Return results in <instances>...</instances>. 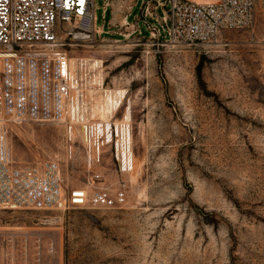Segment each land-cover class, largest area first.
<instances>
[{
  "label": "rangeland",
  "instance_id": "obj_1",
  "mask_svg": "<svg viewBox=\"0 0 264 264\" xmlns=\"http://www.w3.org/2000/svg\"><path fill=\"white\" fill-rule=\"evenodd\" d=\"M108 2L103 16L96 1L108 32L95 35L85 19L91 37L69 33L74 20L59 34L69 57L103 60L105 89L126 90L116 117L130 106L134 169L121 172L107 152L97 183L80 143L68 157L62 123L7 119L15 164L58 161L65 185L87 187L90 203L0 204L1 264H264V0L249 26L194 46L153 37L142 20L129 35L144 18L140 0Z\"/></svg>",
  "mask_w": 264,
  "mask_h": 264
},
{
  "label": "built area",
  "instance_id": "obj_2",
  "mask_svg": "<svg viewBox=\"0 0 264 264\" xmlns=\"http://www.w3.org/2000/svg\"><path fill=\"white\" fill-rule=\"evenodd\" d=\"M96 1L0 0V204L4 207L69 210L90 203L87 187L65 185L58 161L15 164L7 143V119L62 123L68 157L74 158L80 143L97 183L105 181L107 152L121 172L134 169V162H126L122 151L132 150V140L124 139L131 120L116 117L119 107L106 119L94 114L97 91L104 87V79L95 77L99 67L84 60L72 69L59 34L63 23L74 20L77 26L69 33L79 29L91 37L81 26L89 19L93 33L101 35L103 31L96 28ZM153 2L163 8L162 15L154 11ZM139 4L144 18L133 22L129 35L142 31V20L153 37L194 46L213 41L223 29L249 26L256 0H140ZM108 6L104 0L105 12ZM95 192V197H107L108 188Z\"/></svg>",
  "mask_w": 264,
  "mask_h": 264
},
{
  "label": "bare ground",
  "instance_id": "obj_3",
  "mask_svg": "<svg viewBox=\"0 0 264 264\" xmlns=\"http://www.w3.org/2000/svg\"><path fill=\"white\" fill-rule=\"evenodd\" d=\"M205 1H211V0H205ZM77 24H74L73 27H76ZM77 35H81L79 37L81 38H88V34L87 32H82V33H78ZM70 58V66L72 69L76 70L77 68L80 67V63L81 61H84L83 59H74L73 57H69ZM93 62H91V66L92 68L95 67H101L103 60L102 59H98V58H92ZM90 61V60H89ZM96 79H99V81L101 82L103 79V75H102V71L99 70L96 74H95ZM98 94L96 96V103L93 107V112L95 115L99 116L100 118H108L110 116H112V114L115 113V111L117 110L118 107H120V104L123 102V99L125 98V93L126 90L125 89H121V88H115V89H105L103 88H99V90L97 91ZM100 94H103V102L101 103L100 100ZM121 102V103H120ZM125 109V108H124ZM125 118L127 120L130 119L131 117V108L128 105V107L125 109L124 115ZM131 136H132V132L130 127L128 129H126L125 132V136L124 139L125 141L127 139L130 140L131 143ZM8 143V142H7ZM10 148V146H9ZM11 151V149H10ZM122 151H124L123 153L125 154V161L128 162L130 159H132V150H130L129 152L123 148ZM133 161V159H132ZM94 196H96V192L93 193Z\"/></svg>",
  "mask_w": 264,
  "mask_h": 264
},
{
  "label": "crops",
  "instance_id": "obj_4",
  "mask_svg": "<svg viewBox=\"0 0 264 264\" xmlns=\"http://www.w3.org/2000/svg\"><path fill=\"white\" fill-rule=\"evenodd\" d=\"M137 4V3H136ZM105 11H104V9H103V16L105 15ZM136 15H138V14H136ZM96 16H97V14H96ZM99 25L97 24V22H96V27H98ZM100 28H101V31H103V32H108L109 30H105L104 29V27H105V25L103 24V25H101V26H99Z\"/></svg>",
  "mask_w": 264,
  "mask_h": 264
}]
</instances>
